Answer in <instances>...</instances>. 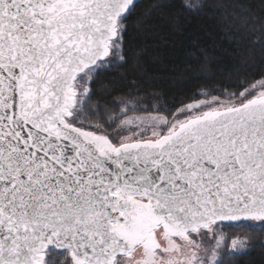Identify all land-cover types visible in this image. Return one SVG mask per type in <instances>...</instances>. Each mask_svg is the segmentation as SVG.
<instances>
[{
    "label": "snow or ice",
    "instance_id": "1",
    "mask_svg": "<svg viewBox=\"0 0 264 264\" xmlns=\"http://www.w3.org/2000/svg\"><path fill=\"white\" fill-rule=\"evenodd\" d=\"M135 8L0 0V264H222L260 242L217 229L264 230V73L178 107L89 103Z\"/></svg>",
    "mask_w": 264,
    "mask_h": 264
},
{
    "label": "trees",
    "instance_id": "2",
    "mask_svg": "<svg viewBox=\"0 0 264 264\" xmlns=\"http://www.w3.org/2000/svg\"><path fill=\"white\" fill-rule=\"evenodd\" d=\"M188 1L136 2L124 35L126 55L88 85L94 92L89 103L99 101L107 112L118 111L110 102L122 99L147 101L148 111L153 101L178 107L176 102L202 87L264 73V0H201L192 11L183 6ZM157 4L169 6L152 11ZM226 229L260 242L226 256L222 264H264V230Z\"/></svg>",
    "mask_w": 264,
    "mask_h": 264
},
{
    "label": "rangeland",
    "instance_id": "3",
    "mask_svg": "<svg viewBox=\"0 0 264 264\" xmlns=\"http://www.w3.org/2000/svg\"><path fill=\"white\" fill-rule=\"evenodd\" d=\"M188 3L196 4L199 6L201 4V0H189ZM127 100L129 102H133V103L138 102L135 99H127ZM138 103L149 107V104L147 103V101H146V103H142V102H138ZM152 103L162 104V103H159L157 101H153ZM150 111H152V110H150ZM140 114H143V113H140ZM87 122H94V120H89ZM217 233L222 234L225 237V240L221 242V245H220L221 249H230L231 248V241L234 238L240 237L241 239H244V238L250 239L245 232L232 231V230L226 229V226H221L220 228H218ZM215 244H216L215 239H213L211 234H209L207 240L204 241V244L202 246L212 247V246H215ZM249 249H250V247L241 250L239 253L248 251ZM228 255H231V254H228V252L222 253L223 258H225ZM70 259H71V257H70L69 253L61 252L60 250H57L56 252H53L51 254L50 264H70Z\"/></svg>",
    "mask_w": 264,
    "mask_h": 264
},
{
    "label": "water",
    "instance_id": "4",
    "mask_svg": "<svg viewBox=\"0 0 264 264\" xmlns=\"http://www.w3.org/2000/svg\"><path fill=\"white\" fill-rule=\"evenodd\" d=\"M138 0H136V2H137Z\"/></svg>",
    "mask_w": 264,
    "mask_h": 264
}]
</instances>
